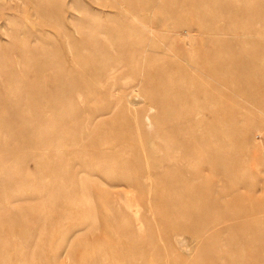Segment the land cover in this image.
<instances>
[{"label": "rangeland", "instance_id": "rangeland-1", "mask_svg": "<svg viewBox=\"0 0 264 264\" xmlns=\"http://www.w3.org/2000/svg\"><path fill=\"white\" fill-rule=\"evenodd\" d=\"M206 81L230 116V155L245 166L230 161L209 194L110 188L121 177L146 182L114 162L173 145L161 136L172 124L128 128L133 107L117 106L114 92L139 84L142 100L128 99L143 117L164 87L190 100ZM175 92L153 105L156 116L172 114ZM254 217L264 220V0H0V264H120L130 254L162 264L177 252L162 249L171 229L189 236L195 264H264Z\"/></svg>", "mask_w": 264, "mask_h": 264}, {"label": "bare ground", "instance_id": "bare-ground-1", "mask_svg": "<svg viewBox=\"0 0 264 264\" xmlns=\"http://www.w3.org/2000/svg\"><path fill=\"white\" fill-rule=\"evenodd\" d=\"M186 37H190L189 32H185ZM178 36H181L178 34ZM185 38V37H184ZM214 80H210L209 83L212 84ZM191 84H194L195 81L191 80ZM207 81L201 83L202 87L206 85L205 90L202 92V97L204 98L202 103V97L200 88L193 85L192 93L189 91L188 95L190 100L183 97L181 89H177V84H170L167 88H163L161 93L158 95L150 96L151 106H149L147 113L141 117L137 109L135 108L139 103H136L134 100H129L128 97L139 98L142 100L141 92L138 90L139 84L129 85L130 91L127 92V89L118 88L114 93L117 97V106L122 102H127L131 107L132 111L129 112L130 116L128 119V128L134 129L137 134L141 133L143 129V124L145 121L150 127L156 125L172 124V127L164 130L161 136L167 137L169 140H172L173 145L170 147H165V150L168 152L166 154H160L158 151L163 153V148L159 146L156 141L153 142L152 150L150 157H147V150L142 148L141 152L143 153V159L136 154L137 158L130 159L123 162H114L113 167L121 170L123 176H134L141 175L143 179L146 180L144 183H137L132 181L130 178L108 183L110 188H113L115 191L130 192L128 189L136 191H149L152 189L157 191H174L177 186H185L183 192H196V193H212L217 192L220 188L219 182L223 177L229 175L230 177V161L234 164V160L238 159L240 154L230 155V116L226 110H220L217 107V101L215 95V86L210 85ZM118 85V84H117ZM81 84H78V88ZM85 90L87 89V83L83 82L82 86ZM107 89V88H106ZM104 94L110 93L108 90ZM177 89V93L175 92ZM167 92H175L173 98L168 102V107L173 108L172 114L168 115L164 108L163 112L166 116L163 118L160 117V112L156 116L158 108H155L153 105L161 104L162 97ZM98 95H102V92L96 91ZM108 95V94H107ZM183 99V100H182ZM138 101V100H137ZM144 102V101H142ZM180 103L182 107L178 108ZM159 106V105H158ZM110 110V108H109ZM108 110V111H109ZM104 110L97 112L94 117L102 116ZM111 113V112H110ZM109 114V113H108ZM96 117V118H97ZM163 121V123H162ZM169 127V126H168ZM166 127V128H168ZM159 133V132H158ZM176 135V136H175ZM159 136L156 137V139ZM176 137V138H175ZM167 139V140H168ZM77 142L76 146L80 147L84 143ZM103 145H109L110 141L107 139L103 142ZM168 145V144H167ZM112 147L107 148L104 151L105 157L112 159L118 153L117 148L111 149ZM151 150V151H152ZM155 150V151H154ZM170 151L172 153H170ZM134 157V156H132ZM172 157V158H170ZM242 157V156H241ZM247 159L242 157L240 166H245ZM122 175V174H121ZM156 177L163 179L164 177L167 181L164 185L161 184H152L151 178ZM190 179L193 183H196V180L204 179L205 182L195 186L194 184H187V180ZM247 185L248 195L252 196L255 193V184H252V181L244 182ZM161 186V187H160ZM243 184L240 185V187ZM81 191H87L86 184L83 183L79 187ZM162 189V190H161ZM127 196V195H126ZM128 201V200H126ZM131 205V204H130ZM151 215V213H150ZM264 220L254 217L252 221L258 222ZM126 227L129 226V220L124 222ZM175 225H171L173 227ZM124 227V226H123ZM165 234L167 237H172L174 242H166L169 245L168 248L163 246L164 254L167 250H176L173 256H164L162 264H195L193 261V251L192 246H189L187 240L188 235L177 234L176 231L171 229ZM125 237L130 238L132 234H124ZM195 242V241H194ZM197 242V241H196ZM109 243V242H108ZM140 257L136 254H130L127 257L119 258L120 264H154L156 262H149L147 260H142L138 262ZM221 261H225V256L221 257ZM219 262L222 264V262ZM119 264V262L117 263ZM159 264V263H156Z\"/></svg>", "mask_w": 264, "mask_h": 264}]
</instances>
